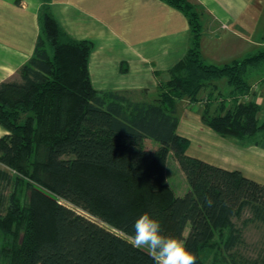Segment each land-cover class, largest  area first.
Segmentation results:
<instances>
[{"label":"trees","instance_id":"trees-1","mask_svg":"<svg viewBox=\"0 0 264 264\" xmlns=\"http://www.w3.org/2000/svg\"><path fill=\"white\" fill-rule=\"evenodd\" d=\"M163 1L188 18L192 45L160 81L154 101L96 90L89 71L93 42L70 38L47 5L40 10L32 56L0 82V125L7 130L0 162L15 171L0 169V260L154 264L132 240L134 220L149 213L165 235L184 243L195 264H264V242L255 256L241 250L243 228L264 227V184L188 155L190 141L177 132V102H197L206 87L225 78L233 103L214 111L206 105L203 122L242 145L264 139L261 105L238 99L251 88L249 75L264 67V48L221 66L208 63L200 51L198 6ZM170 152L189 184L183 195L166 176ZM4 183L13 184L7 197Z\"/></svg>","mask_w":264,"mask_h":264},{"label":"crops","instance_id":"crops-1","mask_svg":"<svg viewBox=\"0 0 264 264\" xmlns=\"http://www.w3.org/2000/svg\"><path fill=\"white\" fill-rule=\"evenodd\" d=\"M191 1L201 15L200 51L206 62L221 66L264 48V0ZM45 5L70 38L93 42L89 71L96 90L158 89V76H169L192 45L188 18L163 0H0V82L14 77L32 56ZM248 79L250 87H261L253 99L261 105L258 118L263 122L264 67ZM210 86L225 95L231 92L225 78ZM198 103L187 98L177 102L183 109L177 132L190 141L186 153L258 179L248 172L264 163V139L242 145L220 136L203 122ZM6 133L0 125V136ZM188 189L184 184L185 193Z\"/></svg>","mask_w":264,"mask_h":264},{"label":"rangeland","instance_id":"rangeland-1","mask_svg":"<svg viewBox=\"0 0 264 264\" xmlns=\"http://www.w3.org/2000/svg\"><path fill=\"white\" fill-rule=\"evenodd\" d=\"M168 78H169L168 75H161V76L159 75L158 76V79L162 82L166 81ZM127 92H129V93H127L128 97L132 98L133 100H141V101H143V100L154 101L155 99H157L159 97V94H160V90H158V89H149V90L145 89L144 91L141 90V91H127ZM249 92L250 91H248L247 93H249ZM241 96L242 95L238 96L239 97L238 99L240 101H254V99H253L254 95H252V96L250 95V97L248 99H242ZM187 99H189V98H187ZM232 100H234L233 97H229V95H225V94H222L221 92H217L215 87H212L209 85L200 93L199 100L197 101V103L199 102L198 104H200L202 106V110H204V107L206 105L212 103L214 105L212 107V111H214V109H216V107L222 102H224V104L228 107L231 106L233 103ZM177 107H178V105H177ZM177 110H178V108H177ZM181 110H183V109L178 110V114L182 112ZM260 120H262V118ZM147 141H148L147 145L151 144L150 147L152 145H155L156 147H158V143H156L152 140H147ZM250 145H254V143H252ZM0 169L7 171L10 175H13V176L15 175V171L13 169L2 164L1 162H0ZM166 172H168L167 175L169 177V180H170L172 186H174L176 192L180 195L185 194L183 187H184V184L188 185V181H187V178H186L184 172L182 171L178 161L176 160V158L174 157L172 152H170L168 155L167 164H166ZM248 173L250 175L258 178V179H256L257 181L258 180H264V163L262 164L261 168L260 167L256 168L253 173H250V172H248ZM12 189H13V184H10V183L6 184V185L4 183L2 188H1V190H3L6 197L8 195H10V193L12 192ZM59 200H60V202H63L67 205L74 207L73 205L62 200L61 198ZM74 208L79 210L76 207H74ZM79 211L82 212L81 210H79ZM246 216H247V213L244 215V219L246 218ZM236 222H237V225L239 227H242V225H243L242 220L236 219ZM243 233H244L246 245L242 247V249H241L242 252L245 254H248L249 256H255L257 254V249L259 248V245L261 246L262 243L264 242V227L259 223H250L243 228ZM1 241H2V236L0 235V243H1ZM0 264H7V262L5 260H0Z\"/></svg>","mask_w":264,"mask_h":264},{"label":"clouds","instance_id":"clouds-1","mask_svg":"<svg viewBox=\"0 0 264 264\" xmlns=\"http://www.w3.org/2000/svg\"><path fill=\"white\" fill-rule=\"evenodd\" d=\"M132 227L133 246L147 250L154 264H195V256L184 243L165 235L160 221L149 213L137 216Z\"/></svg>","mask_w":264,"mask_h":264},{"label":"built area","instance_id":"built-area-1","mask_svg":"<svg viewBox=\"0 0 264 264\" xmlns=\"http://www.w3.org/2000/svg\"><path fill=\"white\" fill-rule=\"evenodd\" d=\"M249 93H245L241 96L242 99H248L250 97V95H255L256 93L260 92L261 91V87L259 84H255L253 85L250 90Z\"/></svg>","mask_w":264,"mask_h":264}]
</instances>
